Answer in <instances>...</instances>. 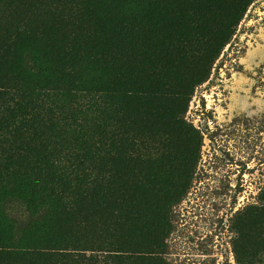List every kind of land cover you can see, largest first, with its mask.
Returning a JSON list of instances; mask_svg holds the SVG:
<instances>
[{
    "label": "trees",
    "instance_id": "trees-1",
    "mask_svg": "<svg viewBox=\"0 0 264 264\" xmlns=\"http://www.w3.org/2000/svg\"><path fill=\"white\" fill-rule=\"evenodd\" d=\"M252 1L0 0V264H168L201 145L184 114ZM259 201L238 264H264Z\"/></svg>",
    "mask_w": 264,
    "mask_h": 264
},
{
    "label": "rangeland",
    "instance_id": "rangeland-1",
    "mask_svg": "<svg viewBox=\"0 0 264 264\" xmlns=\"http://www.w3.org/2000/svg\"><path fill=\"white\" fill-rule=\"evenodd\" d=\"M184 116L200 131L199 159L173 208L162 257L168 264H238V218L259 204L264 188V0L248 5ZM23 214L11 205V217ZM255 258L264 262V254Z\"/></svg>",
    "mask_w": 264,
    "mask_h": 264
}]
</instances>
